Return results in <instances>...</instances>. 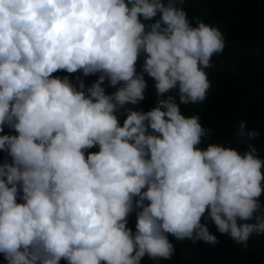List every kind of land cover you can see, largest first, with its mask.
<instances>
[{"label":"clouds","instance_id":"1","mask_svg":"<svg viewBox=\"0 0 264 264\" xmlns=\"http://www.w3.org/2000/svg\"><path fill=\"white\" fill-rule=\"evenodd\" d=\"M186 2L0 0L6 264H158L175 255L169 236L219 244L209 221L244 248L264 237L258 148L201 147L212 130L182 112L207 98L206 70L226 47ZM246 124L235 135L255 141Z\"/></svg>","mask_w":264,"mask_h":264},{"label":"trees","instance_id":"2","mask_svg":"<svg viewBox=\"0 0 264 264\" xmlns=\"http://www.w3.org/2000/svg\"><path fill=\"white\" fill-rule=\"evenodd\" d=\"M184 7L193 24L194 18H199L218 27L225 36L226 47L223 53L213 56L214 67L206 70L211 82L207 98L198 104L181 105L182 112L199 115L202 126L212 130L210 139L201 147L212 142L243 152L250 143L255 144L264 158V0H187ZM137 67L139 70L140 65ZM96 78L86 77L85 83L90 85ZM145 79L148 89L139 107L147 111L155 106L156 94L154 81L147 75ZM107 91L110 93L112 89ZM122 121L123 118L121 124ZM241 121L247 122L245 131L260 132L255 141L235 135ZM3 155L0 153V158ZM261 199L264 203V196ZM128 226L135 231V214L129 218ZM208 227L218 236L219 244L213 247L203 242L193 244L190 240L179 242L169 236L175 255L158 264H264V237H251L244 248L227 235L219 234L210 221ZM0 264H6L2 255ZM141 264H153V261L145 257Z\"/></svg>","mask_w":264,"mask_h":264}]
</instances>
